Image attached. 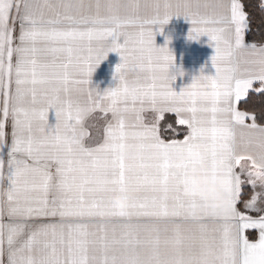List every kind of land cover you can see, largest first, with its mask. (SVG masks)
Instances as JSON below:
<instances>
[{
  "label": "snow or ice",
  "instance_id": "obj_1",
  "mask_svg": "<svg viewBox=\"0 0 264 264\" xmlns=\"http://www.w3.org/2000/svg\"><path fill=\"white\" fill-rule=\"evenodd\" d=\"M174 17L214 49L179 91L155 42ZM248 30L239 0H0V264H264V126L236 108L264 92Z\"/></svg>",
  "mask_w": 264,
  "mask_h": 264
},
{
  "label": "crops",
  "instance_id": "obj_2",
  "mask_svg": "<svg viewBox=\"0 0 264 264\" xmlns=\"http://www.w3.org/2000/svg\"><path fill=\"white\" fill-rule=\"evenodd\" d=\"M139 2L143 3L145 2V0H139ZM201 2L212 3L214 2V0H201ZM190 27L191 24L186 21L183 17H174L170 20L167 25L163 27V34H160L159 31H157L155 37V42L158 46H163L165 44L166 38L170 39L168 47L170 48L175 57V63L171 69V72L173 74H176V80L172 83V87L176 91H179L183 87L191 84L193 78L200 74L201 69H203L204 73L207 75H211L214 73V69L212 68L210 61V57L214 54V49L210 45L208 37L202 36L198 41L189 40L188 32ZM118 63H120L119 55L114 52L109 53L106 59H104L100 63V65L96 68L95 72L93 73L90 86L98 88V90L101 92H103L109 87H115L118 81L115 80L113 77L115 66ZM181 71L183 72L182 76L178 74ZM256 83L253 84L252 89H250L249 91L256 88ZM246 95L242 96L241 99L244 98ZM166 114H172L175 116L174 113H165L164 117ZM50 119L54 120V116H52L51 114ZM162 121L163 120H161V122ZM245 123L251 124L247 122V120L245 121ZM8 131L10 134V125ZM244 163L246 162L241 161V164ZM237 171H239V168H237ZM247 187L250 188V185ZM5 222L7 221L5 220ZM4 260L6 264V255L4 257Z\"/></svg>",
  "mask_w": 264,
  "mask_h": 264
},
{
  "label": "trees",
  "instance_id": "obj_3",
  "mask_svg": "<svg viewBox=\"0 0 264 264\" xmlns=\"http://www.w3.org/2000/svg\"><path fill=\"white\" fill-rule=\"evenodd\" d=\"M243 5V10L248 14L249 30L246 32V42L264 43V11H261V0H239ZM255 89L249 91L247 95L237 102L239 111H246L256 118L258 125L264 126V92L258 91L261 85L257 82ZM176 117L172 114H166L161 122V130L169 134V138L182 139L186 131L184 126L175 123ZM247 122L252 123V119H247ZM171 125L172 129L168 126ZM174 130V131H173ZM250 188L247 187L246 190ZM250 238L255 239V231H248Z\"/></svg>",
  "mask_w": 264,
  "mask_h": 264
},
{
  "label": "clouds",
  "instance_id": "obj_4",
  "mask_svg": "<svg viewBox=\"0 0 264 264\" xmlns=\"http://www.w3.org/2000/svg\"><path fill=\"white\" fill-rule=\"evenodd\" d=\"M213 191H216V189L213 188ZM207 195H208V192L206 191V192H205V196H207Z\"/></svg>",
  "mask_w": 264,
  "mask_h": 264
},
{
  "label": "rangeland",
  "instance_id": "obj_5",
  "mask_svg": "<svg viewBox=\"0 0 264 264\" xmlns=\"http://www.w3.org/2000/svg\"><path fill=\"white\" fill-rule=\"evenodd\" d=\"M260 88V87H259ZM0 115H2V114H0ZM52 116H54V114H52ZM8 129H9V127H8Z\"/></svg>",
  "mask_w": 264,
  "mask_h": 264
}]
</instances>
